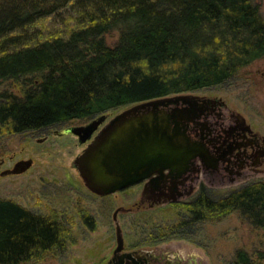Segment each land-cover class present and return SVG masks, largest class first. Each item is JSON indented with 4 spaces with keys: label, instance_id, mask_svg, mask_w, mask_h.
<instances>
[{
    "label": "trees",
    "instance_id": "trees-1",
    "mask_svg": "<svg viewBox=\"0 0 264 264\" xmlns=\"http://www.w3.org/2000/svg\"><path fill=\"white\" fill-rule=\"evenodd\" d=\"M63 9L75 21L66 36L28 33ZM261 58L264 18L251 0H0V85L40 77L21 97H0V139L220 85ZM188 208L180 225L238 212L264 231V183L217 200L202 191ZM69 239L58 217L0 199V264L62 251ZM232 264L256 262L238 250Z\"/></svg>",
    "mask_w": 264,
    "mask_h": 264
},
{
    "label": "rangeland",
    "instance_id": "rangeland-1",
    "mask_svg": "<svg viewBox=\"0 0 264 264\" xmlns=\"http://www.w3.org/2000/svg\"><path fill=\"white\" fill-rule=\"evenodd\" d=\"M59 12L58 16L37 21L28 33L39 34L38 40L66 36L75 21H71L70 10ZM118 38L119 33L113 31L105 36V42L112 47ZM261 61L252 62L224 83L196 90L195 94L220 98L230 110L242 115L253 131L264 136V79L256 73L262 67ZM39 79L34 75L6 81L0 85V97H21ZM133 105L105 112L108 118L104 123ZM90 120H75L0 139V162H3L0 199L11 200L37 215H54L70 234L62 251L48 252L23 264H106L117 245L113 214L120 209L116 219L125 249L182 246L186 251L199 253L206 264H232L235 253L243 250L256 264H264V259H260L264 257V231L253 227L238 212L214 214L202 221L180 225L191 219L188 204L198 196L169 206H139L140 186L103 197L89 191L72 166L89 141L80 144L74 134L56 136L52 131L85 125ZM44 137L47 140L39 142ZM28 160L32 164L24 172L1 175L6 169H13L17 162ZM259 182L264 183V174L244 183L206 185L207 196L217 200ZM85 216L92 219L91 228L84 221Z\"/></svg>",
    "mask_w": 264,
    "mask_h": 264
},
{
    "label": "water",
    "instance_id": "water-1",
    "mask_svg": "<svg viewBox=\"0 0 264 264\" xmlns=\"http://www.w3.org/2000/svg\"><path fill=\"white\" fill-rule=\"evenodd\" d=\"M187 98L178 95L140 102L106 123L108 116L102 113L85 125L71 126L56 134H74L80 144L89 141L72 166L92 193L107 196L142 182L153 185L166 171L185 172L197 155L207 159L189 141L186 109L166 110ZM31 164V160L17 162L1 175L22 173ZM116 214L117 211L113 214L117 244L114 253L124 246Z\"/></svg>",
    "mask_w": 264,
    "mask_h": 264
},
{
    "label": "flooded vegetation",
    "instance_id": "flooded-vegetation-1",
    "mask_svg": "<svg viewBox=\"0 0 264 264\" xmlns=\"http://www.w3.org/2000/svg\"><path fill=\"white\" fill-rule=\"evenodd\" d=\"M251 1L259 15L264 18V0ZM260 60L262 67L257 69L256 73L262 80L264 58ZM195 93L191 91L171 95L172 97L185 95L188 98L179 100L178 104L170 105L166 110L170 112L172 109H186L189 119L185 123V128L189 141L197 146L207 159L204 160L197 155L191 160L185 172L166 171L162 179L153 185L147 182L134 185L141 187L139 206H169L183 199L197 197L202 191L207 194L206 185L244 183L252 177L264 174V136L253 131L245 118L230 110L220 98ZM52 132L57 136L58 131ZM46 140L44 137L39 139V142ZM2 163L1 161L0 164ZM120 210H116L117 213ZM106 264H206V262L199 253L186 251L182 246L140 249H125L123 246L121 251L117 253L113 251Z\"/></svg>",
    "mask_w": 264,
    "mask_h": 264
},
{
    "label": "bare ground",
    "instance_id": "bare-ground-1",
    "mask_svg": "<svg viewBox=\"0 0 264 264\" xmlns=\"http://www.w3.org/2000/svg\"><path fill=\"white\" fill-rule=\"evenodd\" d=\"M66 127V126H65Z\"/></svg>",
    "mask_w": 264,
    "mask_h": 264
}]
</instances>
